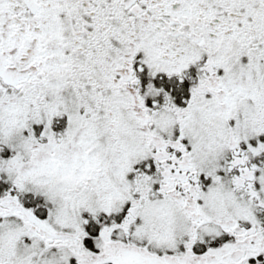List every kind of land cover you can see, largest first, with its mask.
<instances>
[{
  "label": "snow or ice",
  "instance_id": "1",
  "mask_svg": "<svg viewBox=\"0 0 264 264\" xmlns=\"http://www.w3.org/2000/svg\"><path fill=\"white\" fill-rule=\"evenodd\" d=\"M0 264H264V0H0Z\"/></svg>",
  "mask_w": 264,
  "mask_h": 264
}]
</instances>
